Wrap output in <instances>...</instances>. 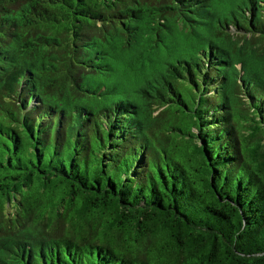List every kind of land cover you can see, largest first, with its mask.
<instances>
[{"label": "trees", "instance_id": "1", "mask_svg": "<svg viewBox=\"0 0 264 264\" xmlns=\"http://www.w3.org/2000/svg\"><path fill=\"white\" fill-rule=\"evenodd\" d=\"M0 264H264V0H0Z\"/></svg>", "mask_w": 264, "mask_h": 264}]
</instances>
